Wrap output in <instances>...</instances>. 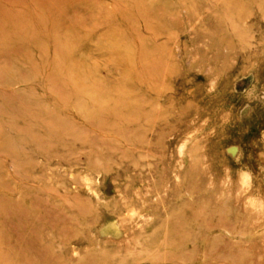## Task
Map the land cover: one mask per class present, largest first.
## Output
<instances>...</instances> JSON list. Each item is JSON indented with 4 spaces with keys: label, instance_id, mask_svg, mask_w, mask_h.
<instances>
[{
    "label": "rangeland",
    "instance_id": "374dc122",
    "mask_svg": "<svg viewBox=\"0 0 264 264\" xmlns=\"http://www.w3.org/2000/svg\"><path fill=\"white\" fill-rule=\"evenodd\" d=\"M0 264H264V0H0Z\"/></svg>",
    "mask_w": 264,
    "mask_h": 264
}]
</instances>
